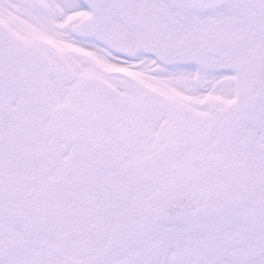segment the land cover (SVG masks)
I'll list each match as a JSON object with an SVG mask.
<instances>
[{"label":"snow or ice","instance_id":"obj_1","mask_svg":"<svg viewBox=\"0 0 264 264\" xmlns=\"http://www.w3.org/2000/svg\"><path fill=\"white\" fill-rule=\"evenodd\" d=\"M0 264H264V0H0Z\"/></svg>","mask_w":264,"mask_h":264}]
</instances>
